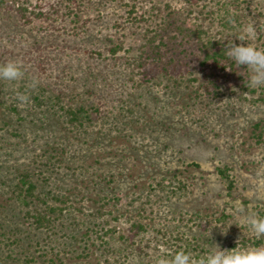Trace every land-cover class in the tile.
<instances>
[{"label": "rangeland", "instance_id": "obj_1", "mask_svg": "<svg viewBox=\"0 0 264 264\" xmlns=\"http://www.w3.org/2000/svg\"><path fill=\"white\" fill-rule=\"evenodd\" d=\"M251 20L259 29L264 0H0V63L26 66L17 91L41 80L25 106L0 81V178L31 172L41 197L83 203L56 237L75 249L61 251L67 264H154L182 249L264 244L236 211L264 217V88L212 58L228 39L247 44L235 36ZM251 43L264 48V30ZM58 94L61 105L100 107L99 118L69 125L51 108ZM10 194L0 187L3 215L24 227L25 207ZM104 225L116 227L110 243L89 248L91 227L97 239ZM31 229L21 251L43 264L35 242L50 232Z\"/></svg>", "mask_w": 264, "mask_h": 264}, {"label": "trees", "instance_id": "obj_2", "mask_svg": "<svg viewBox=\"0 0 264 264\" xmlns=\"http://www.w3.org/2000/svg\"><path fill=\"white\" fill-rule=\"evenodd\" d=\"M134 17V16H133ZM134 19V18H133ZM136 19V17H135ZM121 44H114L111 51L115 55L119 49L121 48ZM155 50V49H152ZM144 51V49H143ZM214 60H219L225 58L223 53L215 52L212 55ZM215 83V82H212ZM35 99L39 101L40 105H44V100H41L40 95H36ZM52 100V99H51ZM62 95H57V102L54 101L52 104V110L55 111V114L61 111L62 117L66 121H68L69 125L73 126H85L88 122H93L95 118H99L98 113L101 111L100 107H94L93 109H88L86 105H81L77 108H74L71 105H61ZM57 103H60V107H56ZM59 108V109H58ZM16 109V108H15ZM42 113H45V110H42ZM101 112V118H102ZM49 157V156H47ZM50 158V157H49ZM49 162V163H48ZM47 165L52 164V160L48 159ZM48 167V166H47ZM47 169V168H46ZM223 175L227 174L224 170H221ZM1 177V176H0ZM18 181H5L0 178V187L6 188L7 193H11L9 197H7V201H11L13 199L17 200L20 204H22L25 209L23 215L20 218L26 219L23 226H18L16 223L8 222L7 215H3L6 211V204L0 203V247L5 245L7 249H9L8 258L3 256L0 257V264H11L7 260L11 259L13 264H36L37 256L32 255V252H22L21 249L24 247L23 241L26 239H30L32 233L31 228L36 232L44 233L50 232L45 239L41 237L40 240H36V244L38 247H42L41 249L44 251L45 257L43 264H67L65 260L62 258V250L68 252H74L75 249L71 248L70 244H62L59 238H56L58 235V230L65 231L70 230V227L74 226V222H79V216L84 214V205L83 203L77 204V202H68L66 201L68 196L67 194H56L53 193L52 190L43 191V197L38 195L36 190L38 189L37 183L33 179V174L31 172H22L19 170V174H17ZM168 177L166 176V179ZM169 179V178H168ZM233 182L230 181V186L232 187ZM67 193V192H66ZM73 193V192H72ZM65 195V198H64ZM101 203L99 209L100 214L102 213V209L107 205L102 198L97 200ZM44 203L45 206H43ZM60 203V204H59ZM3 204V205H2ZM118 209V208H117ZM23 211V209H22ZM112 212L111 210L109 211ZM82 214V215H81ZM117 219V217H115ZM140 227H143L140 225ZM94 232V227H91ZM102 230L105 235H102L99 231L97 235V239H94L92 232H88V240L85 241L86 245L90 248L91 245L96 246L98 242H104L105 244L110 243V239L106 238V234L115 233L116 227L108 228L106 231L105 225L102 226ZM93 237V238H92ZM7 238V241L4 240ZM33 238V237H31ZM111 238V236H110ZM104 244V245H105ZM91 247V248H92ZM86 249V248H83ZM16 253V254H14ZM19 253H22L25 257H17ZM21 254V255H22ZM19 259V260H18ZM84 262H76L73 264H90L87 259H84ZM10 261V260H9ZM16 261V263L14 262ZM92 264H99L98 262ZM101 264V261H100Z\"/></svg>", "mask_w": 264, "mask_h": 264}, {"label": "clouds", "instance_id": "obj_3", "mask_svg": "<svg viewBox=\"0 0 264 264\" xmlns=\"http://www.w3.org/2000/svg\"><path fill=\"white\" fill-rule=\"evenodd\" d=\"M262 30H264V21L260 22L258 29L256 22L251 20L240 27L239 34L235 36L240 41H247V44H237L234 40L228 39L224 46L223 56L234 65L239 75L244 76V82L248 88H264V48L251 43ZM224 40L221 42L223 43ZM225 66L232 70L229 66ZM240 66H246L245 71H239ZM26 73V66L19 60L12 59L0 63V81L10 82L13 85L15 98L20 106H25L30 102L29 91L36 90L41 84L38 77L32 76L25 82V91H17L15 86L18 82L25 80ZM236 211L241 214L240 218L255 237L264 238V217L246 212L240 207H237ZM231 225H227V227L229 228ZM213 227H221L223 232H227L224 231L226 227L224 224ZM154 264H264V244L232 249H222L219 245H215L205 254L199 256L193 255L189 250L182 249L171 256H157Z\"/></svg>", "mask_w": 264, "mask_h": 264}]
</instances>
